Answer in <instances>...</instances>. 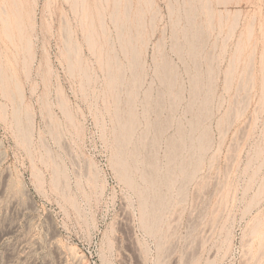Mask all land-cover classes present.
Listing matches in <instances>:
<instances>
[{"label":"rangeland","instance_id":"1","mask_svg":"<svg viewBox=\"0 0 264 264\" xmlns=\"http://www.w3.org/2000/svg\"><path fill=\"white\" fill-rule=\"evenodd\" d=\"M12 1L0 0V264H264V0ZM186 29L200 33L197 59ZM134 46L142 68L135 86ZM167 62L172 86L161 74ZM111 71L123 84L110 85ZM195 73L203 91L192 109ZM207 95L210 117L192 133ZM129 103L139 121L127 148L132 175L140 172L135 185L117 165ZM180 127L181 160L198 157L189 136L203 128L210 148L194 179L182 177L178 159L179 181L162 187L171 201L154 233L143 224L141 174L151 160L164 176Z\"/></svg>","mask_w":264,"mask_h":264},{"label":"bare ground","instance_id":"2","mask_svg":"<svg viewBox=\"0 0 264 264\" xmlns=\"http://www.w3.org/2000/svg\"><path fill=\"white\" fill-rule=\"evenodd\" d=\"M20 1L21 0H19V1H14V2H17V4H21L20 3ZM117 1V0H116ZM116 1H114V2H116ZM190 1V0H189ZM225 1H227V0H225ZM13 2V1H12ZM13 2V3H14ZM84 2H86V1H83V3ZM118 2H122V1H118ZM207 2V1H206ZM12 3V4H13ZM132 3V2H131ZM14 4H16V3H14ZM14 4H13V6H14ZM117 3H115L114 4V6L116 5ZM120 4V3H119ZM119 4H117V6H115L116 7V9L115 10H117V7H119L120 5ZM125 4V3H124ZM83 5V4H82ZM87 5V4H86ZM129 5V4H128ZM128 5H127V7H128ZM206 5V4H205ZM209 5H210V3H209ZM209 5H207V10L209 9V10H211L210 8H209ZM16 7V9H17V6H15ZM19 7V6H18ZM85 7V6H84ZM126 7V8H127ZM14 8V7H13ZM82 8V7H81ZM126 8H124L123 7V10H124V12H125V14H126V12L128 13V11L127 10H129V8H127V10H126ZM131 8V7H130ZM19 9H21V11H22V8H19ZM113 9V8H112ZM119 9V8H118ZM87 10H88V8H87ZM122 10V11H123ZM126 10V11H125ZM119 11V10H118ZM141 11V10H140ZM142 11H143V9H142ZM189 11V14H188V12H187V14H188V17H186L185 16V18H189V21H191L192 22V11H194V10H192V9H189L188 10ZM4 12H5V10H4ZM14 14H16V11L14 10ZM19 12V11H18ZM116 14L115 15H117V12L116 11H114ZM123 12V13H124ZM130 12V11H129ZM138 12V11H137ZM99 13H100V11H99ZM131 13V12H130ZM144 13V12H143ZM186 13V12H185ZM209 13V12H208ZM13 14V13H12ZM19 14H22V12H20ZM101 14V13H100ZM137 14V13H136ZM195 14V13H194ZM18 15V14H17ZM114 14H113V16H115ZM124 14H122L121 15V17L123 16ZM139 15V14H138ZM173 15V14H172ZM199 15V14H198ZM213 15V14H212ZM8 16V15H7ZM15 16V15H14ZM20 16H22V15H20ZM102 16V15H101ZM119 16H120V14H119ZM118 16V17H119ZM125 16V15H124ZM130 15L128 14V15H126L125 16V18L123 19V23L125 22V19H126V17L128 18ZM131 16H132V14H131ZM194 16V15H193ZM6 17V16H5ZM9 17H10V15H9ZM23 17V16H22ZM85 17H86V15H85ZM120 17V18H121ZM139 17V16H138ZM8 18V17H7ZM14 18H16V17H14ZM115 18H117V17H115ZM115 18H113V19H115ZM135 18H136V16H135ZM211 18V17H210ZM24 19V18H23ZM22 19V20H23ZM9 20V22H10V19H8ZM91 20V19H90ZM120 20V19H119ZM119 20H114V21H116V23L118 24V22H120ZM129 20V19H128ZM127 19H126V22L128 21ZM174 20H176V19H174ZM236 20H237V18H236ZM235 20V21H236ZM19 21V20H18ZM91 21H93V19L91 20ZM139 21V20H138ZM187 21V20H186ZM5 20H4V24H5ZM14 22H16V19H15V21ZM126 22L124 23L125 25H126ZM140 22V21H139ZM195 22V21H194ZM91 23V22H90ZM121 23H122V21H121ZM128 23V22H127ZM129 23H131V22H129ZM134 23V22H133ZM132 23V24H133ZM178 23V22H177ZM8 24L9 23H6V25H4L5 27H7L8 26ZM16 24H17V22H16ZM16 24H15V26L14 27H16ZM94 24V23H93ZM120 24V23H119ZM123 24V25H124ZM175 24V23H174ZM195 24V23H194ZM1 25H2V23H1ZM11 25H13V24H11ZM10 24H9V29H11L10 28V26H11ZM122 25V24H121ZM120 25V26H121ZM122 25V26H123ZM130 25V24H129ZM136 25H138V24H136ZM135 25V26H136ZM177 25V24H176ZM17 26H19V25H17ZM90 26H92V25H90ZM134 26V25H133ZM178 26V25H177ZM126 27V26H125ZM129 27H131V26H129ZM8 28V27H7ZM23 28V27H22ZM117 28H118V26H117ZM120 28V27H119ZM128 28V27H127ZM136 28V27H135ZM191 28V27H190ZM189 28V29H190ZM2 29V28H1ZM13 29V28H12ZM16 29V28H15ZM20 29V28H19ZM90 29H91V27H90ZM120 29H122V27L120 28ZM141 29V28H140ZM203 29V28H202ZM18 30V29H17ZM93 31H94V29H92ZM123 31H125L126 30V28H125V30L124 29H122ZM128 30V29H127ZM127 30H126V32H127ZM137 30H139L138 29V27H137ZM173 30V29H172ZM184 30H185V28H184ZM187 30V29H186ZM200 30V29H199ZM7 32L9 31V32H11V30H6ZM5 29H4V34H5ZM14 31V30H13ZM22 31V30H21ZM174 31V30H173ZM6 32V33H7ZM20 32V31H19ZM18 32V33H19ZM96 32V31H95ZM119 32V31H118ZM121 32V34L123 33L122 31H120ZM131 32V31H130ZM175 32V31H174ZM173 32V33H174ZM188 30L185 32V33H183V34H186V39H188V44H189V52L193 55V57H197V55L199 54V50H200V33L198 32V30H196L195 32H193L192 33V35L191 36H188ZM203 32V31H202ZM28 33V32H27ZM94 33V32H93ZM125 33V32H124ZM137 33V32H136ZM172 33V34H173ZM190 33V32H189ZM91 34V33H90ZM141 34V33H140ZM175 34V33H174ZM191 34V33H190ZM5 35H9V33L8 34H5ZM12 35V32H11V34L9 35V37ZM23 35H24V33H23ZM95 35V34H94ZM127 35H129V33H127ZM136 35V34H135ZM93 35H91V39L93 38L92 37ZM119 36H123V35H120L119 34ZM118 36V37H119ZM132 35H130V37H131ZM138 35H136L135 37H137ZM175 36V35H174ZM127 37V36H126ZM183 37H185V36H183ZM21 38V37H20ZM138 38V37H137ZM139 38H140V36H139ZM138 38V39H139ZM202 38V37H201ZM95 39V38H94ZM121 39H122V37H121ZM177 39V38H176ZM185 39V38H184ZM68 40V39H67ZM129 40V39H128ZM130 40H131V38H130ZM134 40H135V38H134ZM133 40V41H134ZM137 40V39H136ZM178 40V39H177ZM15 41V40H14ZM120 41V40H119ZM122 41H124V38H123V40ZM132 40H131V42H133ZM207 41H208V39H207ZM11 42V41H10ZM97 42V41H96ZM126 42V41H125ZM130 42V43H131ZM136 44L138 43L137 41H134ZM179 42V41H178ZM177 42V43H178ZM67 43V42H66ZM90 43H91V41H90ZM93 43H95L94 42V40H93ZM123 43V42H122ZM130 43H129V45L127 44V42H126V44L125 45H128V46H130ZM134 43V44H135ZM121 44V43H120ZM176 44V43H175ZM186 44V43H185ZM95 45H97V46H99L98 45V43L97 44H95ZM94 44H93V46H95ZM132 45V44H131ZM92 46V47H93ZM136 46V45H135ZM134 46V48H132V47H130V49H133L131 52L133 53L132 55L133 56H131V54H130V57H133V58H131L132 59V66H133V80H132V82L134 83V86L136 85V84H140V83H142V81H141V74L139 73V69L141 70L142 68H140V56L138 57V55H137V51H135L136 49L135 48H137V47H135ZM176 46V45H175ZM175 46H174V48H175ZM205 46V45H204ZM23 47V46H22ZM125 47V46H124ZM180 47L181 46H177V48L176 49H180ZM103 48V47H102ZM122 48V47H121ZM127 48V47H126ZM76 49V48H75ZM93 49H95L96 50V48L94 47ZM135 49V50H134ZM188 49V48H187ZM204 49H205V47H204ZM66 50H67V47H66ZM97 50H98V48H97ZM125 50V49H124ZM127 50V49H126ZM181 50H183L182 48H181ZM102 51V50H101ZM100 51V49H99V53L101 52ZM113 51V50H112ZM178 51V50H177ZM188 51V50H187ZM68 52H70V51H68ZM124 52V51H123ZM102 53H103V51H102ZM113 53V52H112ZM115 53H116V51L114 52V55H115ZM126 53H127V51H126ZM128 53H130V51L128 52ZM75 54H77V53H75ZM109 54V53H108ZM107 54V55H108ZM140 54V53H139ZM189 54V53H188ZM190 54V55H191ZM102 55V54H101ZM113 55V54H112ZM117 55V54H116ZM124 55H128V54H124ZM180 55V54H179ZM69 56V55H68ZM71 56V55H70ZM69 56V57H70ZM78 56V55H77ZM103 56V55H102ZM105 56V55H104ZM182 56V55H181ZM115 59H117V56L115 57V56H113ZM235 57V56H234ZM71 58V57H70ZM107 57H105V59H106ZM110 58H111V56H110ZM113 58V60H115ZM189 58V57H188ZM195 58H193V59H195ZM130 59V60H131ZM185 59V58H184ZM197 59V58H196ZM213 59V58H212ZM103 60V59H102ZM203 60V59H202ZM254 60V59H253ZM106 61H108V58H107V60H105V62L104 63H106ZM119 60L117 59V61L116 62H118ZM195 61V60H194ZM109 62V61H108ZM166 62V61H165ZM207 62H209V61H207ZM71 63V62H70ZM80 63V62H79ZM114 63V62H113ZM112 63V64H113ZM199 63H200V61H199ZM102 64V63H101ZM107 64V63H106ZM192 64H193V62H192ZM195 64V63H194ZM111 65V64H110ZM118 65V64H117ZM121 65V64H120ZM196 65H198V64H196ZM199 65H201V63L199 64ZM233 65V64H232ZM72 66V65H71ZM114 66V65H113ZM119 66V65H118ZM193 66V65H192ZM234 66V65H233ZM108 68L110 67L111 68V66H107ZM116 67V66H115ZM130 67V66H129ZM159 67H162V66H159ZM189 67V66H188ZM197 67H200V66H197ZM75 68V67H74ZM113 68V67H112ZM111 68V69H112ZM195 68V67H194ZM232 68V67H231ZM73 69V68H72ZM114 69V68H113ZM120 69V71H121V67L120 68H118V70ZM157 69H158V67H157ZM110 70V69H109ZM117 70V71H118ZM173 66H171L170 65V63H169V65H168V62H167V64H165V66L164 67H162V76H165V77H163L164 78V80L165 81H168V83H170L169 82V80H167L168 79V77L170 78L172 75L170 74V73H172L173 72ZM196 70V69H195ZM194 70V71H195ZM199 70V69H198ZM209 70V69H208ZM175 71H176V69H175ZM211 71V70H210ZM73 72H74V70H73ZM87 72V71H86ZM112 72V71H111ZM111 72H109L110 74H111ZM113 72H115V71H113ZM113 72H112V75H111V77H110V85H113V84H117V83H119V82H121V80H120V76H118V75H113ZM119 72V71H118ZM159 72V71H158ZM199 72V71H198ZM233 72V71H232ZM131 73V72H130ZM177 73V72H176ZM176 73H174V75L176 74ZM211 73V72H210ZM228 73V72H227ZM226 73V74H227ZM115 74H116V72H115ZM119 74V73H118ZM120 74H121V72H120ZM119 74V75H120ZM169 76H168V75ZM173 74V73H172ZM160 75V74H159ZM171 75V76H170ZM210 75V74H209ZM212 75V74H211ZM86 76H88V75H86ZM122 76V75H121ZM168 76V77H167ZM177 76V75H176ZM193 76V75H192ZM172 77H175V76H172ZM171 77V78H172ZM178 77V76H177ZM191 77V76H190ZM123 78V80H124V76L122 77ZM170 78V79H171ZM192 78V77H191ZM249 78V77H248ZM143 79V78H142ZM175 79H176V77H175ZM174 78H173V80H172V84H173V81L175 80ZM210 80H211V78H209ZM193 81H192V83H193V88H192V92H193V95H194V98H193V101L190 103L191 104V108L192 109H194V106H195V103L198 101L197 99H196V97L198 98V96H199V94L200 93H198L199 91L201 92V89H202V91H203V87H201L202 85V83H201V76H200V74L199 73H195V76L193 77V79H192ZM230 80V79H229ZM124 82V81H123ZM123 82H121L122 84H123ZM140 82V83H139ZM164 82V81H163ZM113 83V84H112ZM170 83V85L172 86V84ZM175 83V82H174ZM263 84H264V82H263ZM121 85V84H120ZM142 85V84H141ZM165 85V84H164ZM174 85V84H173ZM117 86V85H116ZM129 86V85H128ZM134 86L133 87H131V85H130V88H132V91H131V93H130V97H133L134 96V94H135V91H138V89L137 90H135V88H134ZM138 86V85H137ZM208 86H210V85H208ZM264 86V85H263ZM141 87V86H140ZM109 88H113V87H109ZM138 88V87H137ZM183 88V87H182ZM169 89V88H168ZM174 89V88H173ZM179 89V88H178ZM210 89V88H209ZM118 90V89H117ZM130 90V89H129ZM181 90V89H180ZM189 90H191V89H189ZM121 91V90H120ZM172 91V90H171ZM209 91V90H208ZM207 91V92H208ZM112 92H113V90H112ZM136 93H138L139 94V92H136ZM178 93V92H177ZM177 93H175V95L177 94ZM198 93V94H197ZM206 93V92H205ZM150 94V93H149ZM183 94V93H182ZM181 95V94H180ZM192 95V94H191ZM198 95V96H197ZM210 95V94H209ZM147 96H149V95H147ZM178 96L179 95H177V96H175V97H177L178 98ZM129 97V98H130ZM150 97V96H149ZM149 97L147 98V100H149ZM172 97V96H171ZM170 97V98H171ZM184 97V96H183ZM183 97H181V98H183ZM192 97V96H191ZM200 97V96H199ZM119 98V97H118ZM128 98V99H129ZM158 98V97H157ZM180 98V97H179ZM210 97L207 95L206 97H203V99H202V101H200V102H202V106L201 105H199V106H201V108H200V110L196 113V118H195V120L192 122V130H193V132L192 133H194V131L195 132H197L199 129H201V128H199L198 129V127L201 125L202 126V124L201 123H203V121L201 120V118L202 117H208L209 116V108H210V106L208 107V105H209V102H210V99H209ZM133 99V98H132ZM131 99V100H132ZM191 99V98H190ZM119 100V99H118ZM145 100H146V97H145ZM146 100V101H147ZM177 100V99H176ZM181 100V99H180ZM184 100V99H183ZM211 100H212V98H211ZM129 101V100H128ZM171 101V100H170ZM188 101H190V100H188ZM150 102V101H149ZM180 102V101H179ZM128 103V102H127ZM127 103H125V105L127 104ZM130 103H131V101H130ZM130 103H129V105H130ZM147 103V102H146ZM173 103H175V102H173ZM188 103V102H187ZM124 104V103H123ZM132 104V103H131ZM135 104V103H134ZM154 104V103H153ZM158 104V103H157ZM171 104V103H170ZM176 105H177V103H175ZM174 104V105H175ZM151 105V104H150ZM155 105V104H154ZM188 105V104H187ZM126 106H128V105H126ZM125 106V107H126ZM135 106V105H134ZM159 106V105H158ZM120 107V106H119ZM146 107V106H145ZM165 107V106H164ZM188 107V106H187ZM190 107L188 108L189 110H190ZM196 107V106H195ZM118 108V107H117ZM126 108H128V107H126ZM121 109V108H120ZM122 110V109H121ZM127 110V109H126ZM162 110H164V108L162 109ZM171 110V109H170ZM118 111H119V108H118ZM136 111V112H135ZM145 111H147V110H145ZM159 111V110H158ZM19 111L17 110V115L19 114L18 113ZM21 112V111H20ZM122 112H123V110H122ZM210 112H211V110H210ZM116 113H117V111H116ZM118 113H121V112H118ZM117 113V114H118ZM124 113V112H123ZM137 110H136V108H135V110H134V107L133 106H131L130 105V108H129V112H127V114H128V117L126 118V120H125V122L123 123V131H122V135H120V136H122V141H121V147L119 146V148H120V151H119V153H118V155H120V158H118V161H117V165H118V168H119V172L122 174V176H124L125 178H126V180L130 183V184H133V185H135L134 184V182H135V179L136 178H134L133 176L136 174V173H140V172H136L135 170H134V175H132V170H131V166H130V164H129V157H128V155H127V148H130V147H128L129 145H130V143H131V141H132V137H133V133H134V131L136 130L135 128H136V125H138V118H137ZM159 113V112H158ZM186 113V112H185ZM195 113V112H194ZM21 114V113H20ZM19 114V115H20ZM189 114V113H188ZM17 115H16V117H17ZM121 115V114H120ZM126 115V114H125ZM210 117V116H209ZM69 118H70V116H69ZM170 118V117H169ZM121 120V119H120ZM124 120V119H123ZM122 120V121H123ZM178 121H179V119H178ZM202 121V122H201ZM150 122V121H149ZM170 122H172V121H170ZM201 122V123H200ZM20 123V122H19ZM121 123V122H120ZM154 123H155V121H154ZM177 123V122H176ZM180 123H181V121H180ZM190 123V122H189ZM188 123V124H189ZM21 124H23V123H21ZM21 124H19L20 126H21ZM30 124V123H29ZM149 124V123H148ZM25 125V124H24ZM151 125V124H150ZM155 125V124H154ZM157 125H159V123H157ZM166 125H169V124H166ZM179 125V124H178ZM19 126V127H20ZM23 126V125H22ZM164 126V125H163ZM162 126V127H163ZM190 126V127H191ZM204 126V125H203ZM202 126V127H203ZM26 127V126H25ZM159 127V126H158ZM161 127V126H160ZM162 127H161V129H162ZM21 128V127H20ZM27 128H29V127H26V129ZM171 128V127H170ZM208 128V127H207ZM25 129V128H24ZM120 129V128H119ZM149 129V128H148ZM163 129H164V127H163ZM176 129H178V128H176ZM198 129V130H197ZM21 130H23V129H21ZM20 130V131H21ZM28 130V129H27ZM27 130H23V136H25L26 138H28L27 136H29V139L31 138L30 137V135H28V132H30V131H27ZM186 130V129H185ZM197 130V131H196ZM119 131H121V130H119ZM158 131V130H157ZM167 131V130H166ZM179 131V133H180V135H177V137L178 136H180L181 138H178L179 140H171V142H170V151H169V155H168V158L166 159V161H168L166 164H168V166H166L167 167V170L164 168V171L166 170V172L163 174L164 176H162V175H160L162 172H163V170H162V168L157 164V163H159L158 161H155V162H150L151 160H149V161H146V165H145V161L143 162L144 164L143 165H145V166H147V164H148V166H149V168H148V170L147 169H143V174H141V177H142V175H143V179H144V182H145V184H147V186H146V188H142V190L140 189V195H141V198H142V205H143V216H144V220H145V222L143 223V224H145L146 226H144V227H146V229L148 228V229H150V230H156V229H158V228H160V224H159V222H160V220L161 219H163L162 218V213H163V210L165 209V207H166V205L168 204V202L169 201H171V200H169V201H166V197L165 196H163L162 195V193H161V190H162V187L163 186H165V187H167V186H170V185H173L175 182H176V180H178V176L175 174V171H174V169H176V168H174L175 167V165H176V163L180 160V165L178 166L179 167V173L182 175V172H183V174H184V176L182 175V177H184V178H186L187 180L188 179H192L195 175H196V170L199 168V166H200V164H201V162H202V158L203 157H205V156H203V153L205 152V150L207 149V146L209 147V145H208V134H207V129L205 130L204 128H203V130L200 132V135H198L197 137H195L194 138V135H192V136H189L190 137V145H192V146H194V149H196L195 151H197V154H198V157H197V155H196V159H195V161H194V155H193V159H190L189 160V158L187 159V160H189V161H186L184 158V160H181V157H182V153H183V151L185 150V148H187L186 146H187V143L184 141V138H186V137H184V132L185 131H183V128L182 127H180V129L178 130ZM200 131V130H199ZM22 133V132H21ZM163 133V132H162ZM157 134H158V132H157ZM160 134H161V132H160ZM178 134V133H177ZM118 135H119V133H118ZM174 135V134H173ZM187 135V134H186ZM185 135V136H186ZM210 135V134H209ZM119 136V137H120ZM188 136V135H187ZM22 137V136H21ZM147 137V136H146ZM173 137V136H172ZM24 138V137H23ZM22 138V140L23 141H25L24 139ZM25 138V139H26ZM29 139H28V141H29ZM145 139V138H144ZM147 140V139H146ZM28 141H26V142H28ZM142 141H144L143 139H142ZM152 141V140H151ZM212 141V140H211ZM30 142H31V140H30ZM117 142H119V138H118V140H117ZM137 142V141H136ZM139 142V141H138ZM141 142V141H140ZM160 142V141H159ZM189 142V141H188ZM211 143V142H210ZM30 144V143H29ZM119 144H120V142H119ZM143 143H141V145H142ZM147 144V143H146ZM118 145V144H117ZM116 145V146H117ZM137 145V144H136ZM139 145V144H138ZM153 145V144H152ZM159 145V144H158ZM135 146V145H134ZM143 146V145H142ZM211 146V145H210ZM132 147H133V145H132ZM146 147V146H145ZM150 147H152V146H150ZM136 148H138V146H136ZM153 148V147H152ZM210 148V147H209ZM132 149V148H131ZM139 149H141L140 147H139ZM139 149H136L137 151H140ZM191 149V148H190ZM119 150V149H118ZM129 150V149H128ZM133 150V149H132ZM192 150V149H191ZM137 151H133V152H131V154H130V158H131V160L132 161H134L135 162V164H136V162H138V156L140 155V153L139 152H137ZM144 151V150H143ZM154 151H155V149H154ZM168 151V150H167ZM194 151V150H193ZM194 151V152H195ZM185 152V151H184ZM151 153V152H150ZM158 153V152H157ZM129 154V153H128ZM151 155V154H150ZM183 155H184V153H183ZM143 156V155H142ZM152 156V155H151ZM153 156H154V154H153ZM146 157V156H145ZM185 157V156H184ZM190 158H191V156H190ZM115 159V158H114ZM152 159V158H151ZM179 159V160H178ZM146 160V159H145ZM157 160V159H156ZM154 161V160H153ZM141 162V163H142ZM148 162V163H147ZM157 162V163H156ZM115 164H116V162H115ZM135 164H132V165H135ZM140 166V165H139ZM162 166V165H161ZM136 168H137V165L135 166ZM143 167V166H142ZM139 168V167H138ZM147 168V167H146ZM118 170V169H117ZM160 171H161V173H160ZM118 172V171H117ZM194 173H195V175H194ZM137 175V174H136ZM179 175V174H178ZM160 176L162 177L161 179H160ZM193 176V177H192ZM60 177H61V175H60ZM136 177V176H135ZM192 177V178H191ZM141 178V179H142ZM184 178H182V179H184ZM179 179H181V178H179ZM194 179V178H193ZM57 180V179H56ZM185 180V179H184ZM179 181V180H178ZM186 181V180H185ZM55 182H57V181H55ZM60 182V181H59ZM143 182V181H142ZM183 182V181H182ZM189 183V182H188ZM185 184V183H184ZM139 185V184H138ZM167 185V186H166ZM175 185V184H174ZM173 185V186H174ZM137 187V186H136ZM169 188V187H168ZM172 188V187H171ZM171 188H170V190H171ZM181 188V187H180ZM138 189H139V187H138ZM179 189V188H178ZM150 190H154V191H151V193L152 194H150ZM164 191V190H163ZM181 191V190H180ZM137 192H138V190H137ZM154 192V193H153ZM139 193V192H138ZM170 195V194H169ZM171 196V195H170ZM168 199V198H167ZM169 204H170V202H169ZM168 206V205H167ZM161 223V222H160ZM159 226V227H158ZM13 227V226H12ZM150 230H148V231H150ZM158 231V230H157ZM156 231V232H157ZM152 233V232H151ZM154 233H155V231H154ZM61 246V245H60ZM59 246V247H60ZM59 247H57V250L60 252V248ZM32 249V248H31ZM62 252V251H61ZM63 253V252H62ZM72 253V252H71ZM61 255V254H60ZM63 256V255H62ZM61 256V257H62ZM62 258H64V257H62ZM63 260H65V259H62V261ZM25 261V260H24ZM77 263V262H76Z\"/></svg>","mask_w":264,"mask_h":264}]
</instances>
